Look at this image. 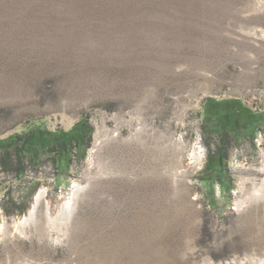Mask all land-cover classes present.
<instances>
[{
	"label": "rangeland",
	"instance_id": "1",
	"mask_svg": "<svg viewBox=\"0 0 264 264\" xmlns=\"http://www.w3.org/2000/svg\"><path fill=\"white\" fill-rule=\"evenodd\" d=\"M209 107L255 120L222 186ZM80 119L83 158L0 175V264H264V0H0V140Z\"/></svg>",
	"mask_w": 264,
	"mask_h": 264
},
{
	"label": "trees",
	"instance_id": "2",
	"mask_svg": "<svg viewBox=\"0 0 264 264\" xmlns=\"http://www.w3.org/2000/svg\"><path fill=\"white\" fill-rule=\"evenodd\" d=\"M214 109L216 108H207L204 116L206 124L202 129L205 139L218 137V141L214 147L207 146L208 153L204 168L207 179L201 181L208 183L216 181L222 186L227 180L228 145L231 141H236L250 127V121L255 122V120L248 119L240 123L236 113H230L226 109L217 115L218 109ZM92 134L93 128L86 119H80L68 131H50L38 126L28 127L21 133L0 140V175L22 183L21 181L27 177L31 178L33 172L46 164L57 173L61 168L69 167L74 155L79 159L83 158L90 146ZM37 179L39 178H35ZM31 194H34V190H31ZM19 200L20 198H13L7 190L2 198L4 213L10 215L14 208H22L25 202L20 203Z\"/></svg>",
	"mask_w": 264,
	"mask_h": 264
}]
</instances>
